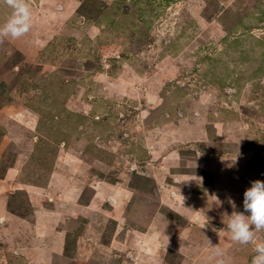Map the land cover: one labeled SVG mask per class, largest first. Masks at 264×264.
I'll use <instances>...</instances> for the list:
<instances>
[{
	"label": "rangeland",
	"instance_id": "374dc122",
	"mask_svg": "<svg viewBox=\"0 0 264 264\" xmlns=\"http://www.w3.org/2000/svg\"><path fill=\"white\" fill-rule=\"evenodd\" d=\"M26 3L0 38V264H252L223 221L264 180V0Z\"/></svg>",
	"mask_w": 264,
	"mask_h": 264
},
{
	"label": "clouds",
	"instance_id": "9594fccd",
	"mask_svg": "<svg viewBox=\"0 0 264 264\" xmlns=\"http://www.w3.org/2000/svg\"><path fill=\"white\" fill-rule=\"evenodd\" d=\"M4 3L12 10L9 18L0 24V38L18 39L27 34L32 27V11L26 0H4ZM236 159L232 162L235 165ZM228 203L235 208V202L231 197ZM207 217V216H206ZM224 228L230 234L232 241L241 245H254L255 255L252 264H264V242H256V233L264 231V180H254L243 193V211H233L228 215L227 221H223ZM201 229L219 231L211 224L207 217L200 225ZM223 250H215L216 264H225Z\"/></svg>",
	"mask_w": 264,
	"mask_h": 264
}]
</instances>
